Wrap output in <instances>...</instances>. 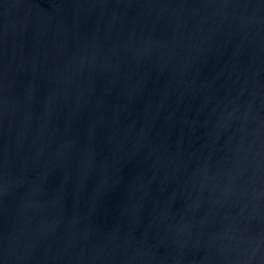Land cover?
<instances>
[{
  "label": "water",
  "instance_id": "water-1",
  "mask_svg": "<svg viewBox=\"0 0 264 264\" xmlns=\"http://www.w3.org/2000/svg\"><path fill=\"white\" fill-rule=\"evenodd\" d=\"M0 264H264V0H0Z\"/></svg>",
  "mask_w": 264,
  "mask_h": 264
}]
</instances>
